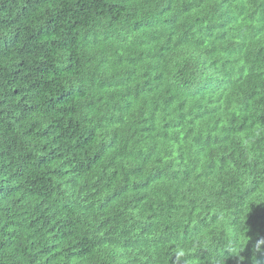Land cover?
I'll return each mask as SVG.
<instances>
[{
	"label": "trees",
	"instance_id": "16d2710c",
	"mask_svg": "<svg viewBox=\"0 0 264 264\" xmlns=\"http://www.w3.org/2000/svg\"><path fill=\"white\" fill-rule=\"evenodd\" d=\"M264 0H0V264H264Z\"/></svg>",
	"mask_w": 264,
	"mask_h": 264
},
{
	"label": "snow or ice",
	"instance_id": "6c2138e0",
	"mask_svg": "<svg viewBox=\"0 0 264 264\" xmlns=\"http://www.w3.org/2000/svg\"><path fill=\"white\" fill-rule=\"evenodd\" d=\"M258 242H264V238H262L260 241H258Z\"/></svg>",
	"mask_w": 264,
	"mask_h": 264
}]
</instances>
